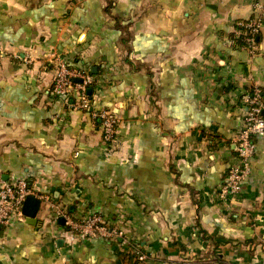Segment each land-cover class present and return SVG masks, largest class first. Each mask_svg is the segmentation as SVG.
<instances>
[{
	"label": "crops",
	"instance_id": "0c3cea01",
	"mask_svg": "<svg viewBox=\"0 0 264 264\" xmlns=\"http://www.w3.org/2000/svg\"><path fill=\"white\" fill-rule=\"evenodd\" d=\"M256 16L264 0H0V184L40 200L36 224L0 228V264H132L131 244L149 264H264V136L221 195L248 95L264 100V24L253 52L236 35ZM59 62L86 66L89 111L52 93ZM49 203L121 236L70 238Z\"/></svg>",
	"mask_w": 264,
	"mask_h": 264
},
{
	"label": "built area",
	"instance_id": "2783aa9c",
	"mask_svg": "<svg viewBox=\"0 0 264 264\" xmlns=\"http://www.w3.org/2000/svg\"><path fill=\"white\" fill-rule=\"evenodd\" d=\"M256 8L260 5L256 3ZM264 24V17L256 16L247 22L241 23L236 32L237 38L253 52L255 36ZM1 53V51H0ZM73 78H80L81 83H74ZM92 78L85 70L68 67L59 62L54 71L52 93L56 96L67 97L72 92L75 96V106L81 110L90 109V98L87 89ZM247 108L243 115V129L235 138V153L237 162L231 165L226 173V180L221 188V195L237 194L241 190L242 182L251 170V160L255 153V138L264 136V100L260 90L254 88L248 95ZM101 122L102 139L106 146L114 143L118 118L108 109L92 112ZM28 195H37L28 182L21 178L12 182L0 184V228L7 227L12 219H23L22 204ZM48 200L47 197L41 196ZM49 218L56 221L64 218V232L81 239H106L121 236L116 228H110L100 213H91L82 218H75L66 214L61 205L49 203ZM129 253L132 264H149L145 253L138 245H130Z\"/></svg>",
	"mask_w": 264,
	"mask_h": 264
},
{
	"label": "water",
	"instance_id": "95a60500",
	"mask_svg": "<svg viewBox=\"0 0 264 264\" xmlns=\"http://www.w3.org/2000/svg\"><path fill=\"white\" fill-rule=\"evenodd\" d=\"M80 78H73L74 83H81ZM91 92V89H87V93L89 94ZM40 207V200H38L34 195H28L23 204H22V214L26 218V222L28 224H36V214ZM59 222L61 224H64V218L59 217Z\"/></svg>",
	"mask_w": 264,
	"mask_h": 264
},
{
	"label": "trees",
	"instance_id": "16d2710c",
	"mask_svg": "<svg viewBox=\"0 0 264 264\" xmlns=\"http://www.w3.org/2000/svg\"><path fill=\"white\" fill-rule=\"evenodd\" d=\"M241 43H243L242 41H240ZM68 67H71L70 65H68V64H66ZM75 68H78V69H81V70H85L87 73H88V70H87V68H86V66H83V65H76V66H74ZM91 78H92V76L91 75H89ZM89 88L91 89V92L89 93V98H90V101H91V99H92V91L94 90L93 89V79H92V81H91V84L89 85ZM92 102V101H91ZM91 106H92V103L90 104ZM91 106H90V109H91ZM89 109V110H90ZM89 110H86V111H89Z\"/></svg>",
	"mask_w": 264,
	"mask_h": 264
}]
</instances>
